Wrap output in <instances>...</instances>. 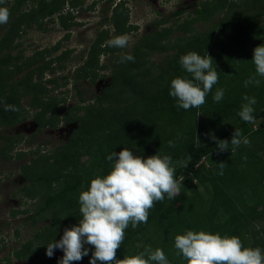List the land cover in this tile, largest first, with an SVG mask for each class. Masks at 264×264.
<instances>
[{"label":"trees","instance_id":"trees-1","mask_svg":"<svg viewBox=\"0 0 264 264\" xmlns=\"http://www.w3.org/2000/svg\"><path fill=\"white\" fill-rule=\"evenodd\" d=\"M129 1L120 0L112 6L106 22L113 28V36L110 28L101 30L86 56L80 58L81 65L73 78L76 82L72 84L80 100L68 108H62L67 98L58 99L54 92L72 79L63 76L61 84L57 74L72 62L73 50H64L63 41L70 37L71 28L79 25L75 12L84 10L86 0H4L0 4L11 13L9 22L0 25V155L12 153L16 144L24 140V135H4L2 129L30 118L38 132L57 128L61 123L76 125L67 141L51 151L38 149L32 161L22 166L21 176L29 181L22 195L38 199L34 223L37 219L50 222L36 229L33 239L16 249L14 255L19 260L49 258L47 245L60 240L65 228L78 225L82 219L80 193L88 190L93 179L110 173L114 161H108L107 156L125 147L145 159L158 152L170 155L180 195L173 200L165 195L163 202L149 210L146 224L135 229L129 225L116 259L138 255L150 246L153 251L163 249L169 264H188L182 255H177L175 237L189 230L237 236L244 247L264 250V77L257 76L259 86L244 85L255 74L251 68L254 49L264 44V26L257 24L264 17V0H207L201 3L197 16L144 35L131 52L108 43L138 29L130 24ZM95 5L92 3L89 9ZM182 14L174 16L180 18ZM170 21L165 18L154 26ZM50 22L69 32L56 44L27 55L28 48H23L19 40L34 28L45 30ZM197 24L209 28L201 32L196 30ZM176 32L180 34L172 40ZM190 51L205 57L209 54L219 79L204 105L184 110L177 107L169 93L174 78H191L179 62ZM124 54L133 55L135 62L120 63ZM155 56L157 59H153ZM107 78L108 86L86 104L89 100L83 97L79 82L88 81L94 86ZM220 88L224 89V97L217 103L213 95ZM245 94L257 100L253 106L254 123L238 115L246 103ZM24 100L28 106L22 104ZM4 104L20 110L4 111ZM215 120L221 122L212 129L208 122ZM236 128L251 142L242 144L234 153L230 149L219 153L216 142L208 141L213 130L218 139L230 142ZM169 141L175 146L169 147ZM24 156L20 152L16 157L20 160ZM210 157L211 165L206 168L202 161ZM11 159L13 155L3 158L5 162ZM220 162L228 165L223 175L218 174ZM192 176L197 182L188 180ZM18 212L14 210L12 214L17 216ZM16 234H20L18 230ZM85 247L89 255L71 264H90L95 248ZM57 255L61 256L54 264L64 253L55 249L52 257ZM0 264H12L11 258Z\"/></svg>","mask_w":264,"mask_h":264},{"label":"clouds","instance_id":"clouds-1","mask_svg":"<svg viewBox=\"0 0 264 264\" xmlns=\"http://www.w3.org/2000/svg\"><path fill=\"white\" fill-rule=\"evenodd\" d=\"M3 3L4 0H0V4ZM10 15L7 7H0V25L7 24ZM129 40L130 37L124 34L114 37L108 43L114 48H126ZM212 60L209 54L205 57L195 51L180 57L182 68L191 78L177 77L171 81L169 94L176 99L178 108L189 110L205 104L206 96L212 92L219 79L218 72L212 67ZM128 61L135 62V57L131 54L121 56L120 63ZM252 61L255 74L244 81L245 87L250 84L259 86L261 81L257 76L264 77V45L254 49ZM223 97L224 89L220 88L213 95V100L218 103ZM243 100L246 103L241 105L238 115L243 121L254 123L253 106L257 100L246 94ZM3 110L18 112L20 109L12 104H4ZM211 140L216 142L219 153L229 149L234 153L242 144L249 145L251 142L238 128L230 142L227 139L220 140L214 134ZM168 143L169 147L175 146L172 141ZM107 160L114 161L110 173L93 179L88 190L79 195L82 215L79 224L65 228L60 240L49 243L46 255L51 258L54 250L60 249L64 255L58 264H71L89 255V248L85 245H92L95 251L90 264H97V261L107 264H113V261L115 264H169L163 249L153 251L150 246L140 254L125 256L124 259H116V255L125 240V230L129 225L135 229L141 223L146 224L149 210L157 202H163L165 195L169 200L180 195V184L175 177L176 168L172 157L158 152L145 159L125 147L119 153L112 152ZM227 166L225 162L218 163V174L223 175ZM175 248L178 250L177 255H182L188 264H264V250L244 247L237 236L222 237L218 233L189 230L175 237Z\"/></svg>","mask_w":264,"mask_h":264},{"label":"rangeland","instance_id":"rangeland-1","mask_svg":"<svg viewBox=\"0 0 264 264\" xmlns=\"http://www.w3.org/2000/svg\"><path fill=\"white\" fill-rule=\"evenodd\" d=\"M206 0H133L129 1L128 7L130 10V24L137 26V30H133L127 35L130 37L129 44L126 50L132 51L140 39L144 35H152L156 31L161 30L171 25H176L177 22L181 23L189 16H192V12L195 6H200L202 2ZM95 2L94 9H89L90 5ZM120 0L109 2V0H86L84 10L80 13L75 12V22L79 25L71 28L70 37L63 41V48L73 50L71 55V63L68 67L57 76L61 79L63 76H72L69 83L61 85L60 89H57L54 93L59 98H67L66 108L77 104L79 97L76 92L73 91L72 84L76 81L73 79L75 76V69L80 66V58L86 56L85 52L87 48L95 40L98 33L105 28L111 29V36H113L114 30L108 25L106 20L111 16L112 6L115 3H119ZM176 12H183L180 18L174 16ZM165 18H171L172 21L165 24H160L155 27L154 24L160 23ZM180 20V21H179ZM105 21V24L101 22ZM257 24L264 26V17L260 18ZM196 30L204 32L209 26L205 24H197ZM69 31L64 30L58 24L53 25L51 22L47 23L45 30L34 28L23 35L19 40L24 44L23 48L27 49V55H32L36 50H42L50 47L60 40L64 39ZM180 33H175L173 39ZM264 38V37H263ZM264 45V44H260ZM153 59H157L155 56ZM106 58H102V64H104ZM251 68L255 71L254 63L251 64ZM230 69V67H229ZM110 74V72H108ZM61 84H64V80L61 79ZM109 78L100 80L96 85H90L88 81H80L79 88L83 93V97L90 103L94 99V95L101 93V90L108 86ZM52 87V86H50ZM24 106H28L27 100L22 103ZM33 111H31L32 113ZM32 117V116H31ZM220 120L210 121L208 125L210 128H214ZM214 126V127H213ZM76 128L75 124L61 123L57 128H46L42 132H38V127L33 123L32 119L23 122L19 125H15L11 128L2 129L4 135L20 136L24 135V140L21 143H17L15 150L12 153L0 155V240H4L0 244V263L5 260L6 257H11L16 249L27 241L33 239L34 232L41 226L49 224L50 220L37 219V224L34 223L33 217L36 216L38 210V199L32 200L25 198L22 195V188L28 185L29 181L21 176L22 166L32 161L35 152L40 150L51 151L56 146L67 141L72 131ZM213 130H210L208 141L211 139V135L214 134ZM215 135V134H214ZM207 143V140L204 141ZM1 147V146H0ZM23 152L24 158L18 160L17 154ZM32 152V153H31ZM13 155V159L5 162L4 157ZM211 157L204 158L203 164L206 168L211 165ZM84 162L89 160L84 158ZM188 180L197 182L195 177H189ZM17 193V194H16ZM24 211L25 213L14 216L13 211ZM37 225V226H36ZM19 231V235L16 231ZM61 255H57L51 258L42 259L38 256L29 259L14 261L12 264H54L57 258ZM13 258V257H11Z\"/></svg>","mask_w":264,"mask_h":264},{"label":"flooded vegetation","instance_id":"flooded-vegetation-1","mask_svg":"<svg viewBox=\"0 0 264 264\" xmlns=\"http://www.w3.org/2000/svg\"><path fill=\"white\" fill-rule=\"evenodd\" d=\"M131 1H133V0H131ZM206 1H207V0H206ZM204 2H205V1H204ZM202 3H203V2H202ZM200 8H201V5L198 6V7H197V6L194 7L193 12H192V16H193V17L197 16V10H199ZM176 13H177V12H176ZM23 213H25V212H24V211H21V212L19 211V212H18V215L23 214ZM3 242H4V240H0V244L3 243ZM11 257H13V258H11ZM11 257H10V258H11V262H12V263H13L14 261H15V262H16V261H19V259H17L16 256L14 255V252H13V255H12ZM6 258H7V257H6ZM6 258H5V259H6ZM3 263H5V260L3 261Z\"/></svg>","mask_w":264,"mask_h":264}]
</instances>
